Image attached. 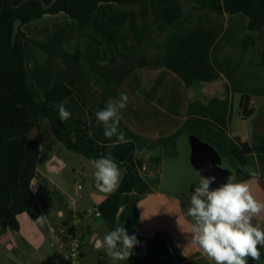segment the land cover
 <instances>
[{
	"label": "crops",
	"instance_id": "crops-1",
	"mask_svg": "<svg viewBox=\"0 0 264 264\" xmlns=\"http://www.w3.org/2000/svg\"><path fill=\"white\" fill-rule=\"evenodd\" d=\"M21 32L29 82L42 98L55 84L74 82L63 124L82 123L71 140L110 153L122 165L121 180L101 193L91 160L68 150L43 121L32 200L17 216L18 230L0 233V264H62L54 238L65 227L88 238L82 264H213L191 242L185 190L197 186L195 169L216 177L213 189L235 171L264 202V152L244 156L256 173L249 179L235 155L264 147V0L101 3L84 38L63 13ZM121 93L128 96L119 123L127 143L106 138L95 116ZM184 154L191 161L181 167ZM94 209L98 215L87 213ZM252 222L264 227V211ZM118 225L138 241L127 261L97 247ZM259 250L261 259L247 264H264Z\"/></svg>",
	"mask_w": 264,
	"mask_h": 264
},
{
	"label": "trees",
	"instance_id": "trees-1",
	"mask_svg": "<svg viewBox=\"0 0 264 264\" xmlns=\"http://www.w3.org/2000/svg\"><path fill=\"white\" fill-rule=\"evenodd\" d=\"M22 1L0 0V233L7 229L18 230L17 216L27 211L32 200L29 186L36 174L38 139L43 121L50 123L56 139L68 150L91 161L108 155L94 146L74 143L71 140L73 127L82 123L65 125L59 119L55 104L57 101L64 102L73 94V81L55 84L43 98L29 82L24 65V34L21 27L46 14L63 13L76 21L77 34L84 38L85 29L96 16L99 4L128 6L141 0H58L48 10L42 9L39 0H28L16 8ZM42 1L46 4L51 2ZM16 19H20L21 27L12 44V29ZM248 100V97L241 99L243 117H248L251 112L248 110ZM33 128L37 129V138L29 140ZM252 150L264 152V147L245 148L235 153L242 164L237 171L243 179L251 178L242 171V167L246 166L244 156Z\"/></svg>",
	"mask_w": 264,
	"mask_h": 264
},
{
	"label": "clouds",
	"instance_id": "clouds-1",
	"mask_svg": "<svg viewBox=\"0 0 264 264\" xmlns=\"http://www.w3.org/2000/svg\"><path fill=\"white\" fill-rule=\"evenodd\" d=\"M127 102V94L121 93L119 99L110 100L104 109L95 113L97 121L103 125L106 138L115 136L120 143L128 142L119 129L121 110L127 107ZM55 107L60 121L71 117L63 101H57ZM91 163L95 169V187L101 193L114 192L119 187L121 172L111 154L93 159ZM212 167V164L207 165L208 169ZM194 171L197 186L192 191L187 208V216L192 220L191 242L197 244L213 264H247L248 257L259 261V249L264 247V227L252 221L264 211V202L253 196L246 180L237 181L231 174L226 182L213 189L210 186L216 180L215 176L202 175L203 169ZM242 171L251 177L256 176L246 166L242 167ZM34 186L30 184L29 187ZM44 217L40 216L36 221L42 222ZM137 245L136 236L129 235L126 228L119 225L97 241V247L102 248L113 261H127Z\"/></svg>",
	"mask_w": 264,
	"mask_h": 264
},
{
	"label": "built area",
	"instance_id": "built-area-1",
	"mask_svg": "<svg viewBox=\"0 0 264 264\" xmlns=\"http://www.w3.org/2000/svg\"><path fill=\"white\" fill-rule=\"evenodd\" d=\"M87 213L98 215L96 209ZM54 243L60 253L62 264H82L83 250L89 241L87 237L77 235L72 227H65L55 236Z\"/></svg>",
	"mask_w": 264,
	"mask_h": 264
},
{
	"label": "water",
	"instance_id": "water-1",
	"mask_svg": "<svg viewBox=\"0 0 264 264\" xmlns=\"http://www.w3.org/2000/svg\"><path fill=\"white\" fill-rule=\"evenodd\" d=\"M28 0H23L19 5L16 6V8H18L19 6H21L22 4L26 3ZM41 2V7L42 9L44 10H48L50 9L58 0H51V2L49 4H46L44 3L42 0H39ZM20 27H21V21L20 19H16L14 21V24H13V29H12V37H11V41H12V44H14L15 42V37L17 35V33L19 32L20 30ZM36 133H37V129L36 128H33L32 131L30 132V135H29V140H35L37 138L36 136ZM206 155H209V153L207 152Z\"/></svg>",
	"mask_w": 264,
	"mask_h": 264
},
{
	"label": "rangeland",
	"instance_id": "rangeland-1",
	"mask_svg": "<svg viewBox=\"0 0 264 264\" xmlns=\"http://www.w3.org/2000/svg\"><path fill=\"white\" fill-rule=\"evenodd\" d=\"M43 126H42V129L43 130H45L46 129V127H47V125H48V123H44V124H42ZM44 132V131H43ZM188 161H191V157L188 155V154H184V158H182L181 159V167L182 166H184V165H186V163L188 162ZM233 175L236 177V173H235V171L233 172ZM238 175V174H237ZM185 193H186V195H188V197H191V194H192V190H191V187H189V188H187L186 190H185ZM189 206H190V204H189ZM94 259H95V261H97V259H99L98 257H94Z\"/></svg>",
	"mask_w": 264,
	"mask_h": 264
}]
</instances>
